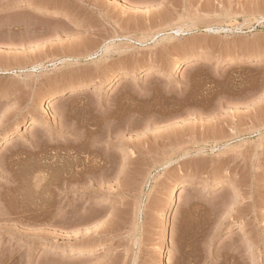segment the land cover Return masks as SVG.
I'll return each mask as SVG.
<instances>
[{
  "label": "rangeland",
  "instance_id": "1",
  "mask_svg": "<svg viewBox=\"0 0 264 264\" xmlns=\"http://www.w3.org/2000/svg\"><path fill=\"white\" fill-rule=\"evenodd\" d=\"M27 1L0 0V264H264V0Z\"/></svg>",
  "mask_w": 264,
  "mask_h": 264
},
{
  "label": "bare ground",
  "instance_id": "2",
  "mask_svg": "<svg viewBox=\"0 0 264 264\" xmlns=\"http://www.w3.org/2000/svg\"><path fill=\"white\" fill-rule=\"evenodd\" d=\"M114 1V0H113ZM117 1V0H116ZM32 3L28 0L26 3H24L22 6H24V7H21V8H18L19 10H21V9H26V8H30V7H32ZM38 11H39V13H46V12H51L52 10H46V9H44V8H40V9H38ZM51 13H54L53 14V16L54 17H59L60 16V14H59V12L58 11H52ZM179 30V29H178ZM89 44V43H88ZM91 44V43H90ZM94 45H95V43H94ZM21 48L23 47V46H20ZM19 47V48H20ZM17 61H18V59H17ZM119 78L117 77V79L115 78V80H118ZM60 93H62V91L60 92ZM59 93V94H60ZM54 98V96H49V97H47L46 98V100H47V104H45V109H48L49 108V104H50V102L52 101V99ZM34 123V120H32V119H29V120H26L25 122H23V124H22V127H23V130L21 131V129H22V127L20 128V131L22 132V133H24L25 131H27V128H28V126L29 125H31V124H33ZM12 134V133H11ZM11 134L10 133H8V134H5L4 136H3V140L4 141H6L7 139H9V137L11 136ZM82 135H80V137H81ZM3 143V141L0 143V144H2ZM77 144V143H76ZM92 168V167H91ZM84 170V169H83ZM85 171V170H84ZM94 171V170H93ZM77 174V173H76ZM88 176V175H87ZM9 177H10V175H9ZM79 177H80V175H79ZM82 178H83V176H81ZM75 178H77V177H75ZM72 179V180H75V181H77L76 179ZM81 178V179H82ZM11 179V178H10ZM69 179V178H68ZM70 179V180H71ZM15 180V179H14ZM69 181V180H68ZM79 181V180H78ZM82 181V180H81ZM70 182V181H69ZM72 182V181H71ZM70 182V183H71ZM182 182V180H178V184L179 183H181ZM67 184V183H66ZM177 184V185H178ZM227 185H229V189H231V188H233L234 187V185L232 184V183H227ZM73 186V185H72ZM175 187V186H174ZM172 208H173V205H172ZM166 216H169V215H166ZM167 237H168V229H166L165 230V232H164V234H163V238H164V240H166L167 239ZM67 255H74V252H73V250L72 249H70L69 250V252L67 253ZM80 255V254H79Z\"/></svg>",
  "mask_w": 264,
  "mask_h": 264
}]
</instances>
